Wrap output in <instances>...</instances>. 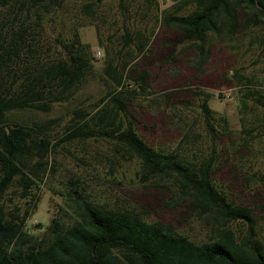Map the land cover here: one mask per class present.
<instances>
[{"label":"rangeland","instance_id":"obj_1","mask_svg":"<svg viewBox=\"0 0 264 264\" xmlns=\"http://www.w3.org/2000/svg\"><path fill=\"white\" fill-rule=\"evenodd\" d=\"M9 1L0 6V34L25 31L17 73L36 62L67 58L65 46L71 41H75L74 47H81L89 66L88 76L71 95L52 100L47 111L11 112L9 121H17L14 116L28 124L52 119L45 135L55 140L69 124L74 108L94 109L104 91L101 80H109L106 63L111 60L120 73L121 63L128 60L121 71V86L111 84V92L131 90L126 92L129 104L119 114L123 123H130L156 150L174 152L182 142L177 154L183 153L195 165L211 158L213 183L233 203L250 207L253 229L264 243V106L260 103L264 97L259 102L248 98L242 104L239 96L246 86L232 75L236 72L247 78L264 95V22L237 30L230 40L211 34L199 50L162 21L164 12L173 10L179 0H156V6L143 18L139 9L143 0H123L126 9L121 0H96L90 17L79 14L80 0H57L48 9L30 10H17L16 3ZM192 8L188 5L178 13ZM125 28L133 37L126 45L121 37ZM136 32L145 42L142 52L135 50ZM142 70L143 84L139 79ZM45 97L50 96L45 93ZM204 100L208 112L201 107ZM206 121L215 131L207 130ZM52 154V173L36 190L25 219L30 232L41 231L56 213L64 214L67 192L74 184L75 196L131 208L147 220L170 222L198 243L209 239L210 226L197 218L172 178L144 177L138 159L122 149L115 151L112 139L72 140L55 146ZM8 195L12 202L24 204L12 193ZM229 227L237 231L242 225L236 221Z\"/></svg>","mask_w":264,"mask_h":264},{"label":"trees","instance_id":"obj_2","mask_svg":"<svg viewBox=\"0 0 264 264\" xmlns=\"http://www.w3.org/2000/svg\"><path fill=\"white\" fill-rule=\"evenodd\" d=\"M13 1L17 10H30L48 9L57 0ZM80 1L79 14L93 16L96 0ZM10 2L0 0V6ZM156 4V0H143L140 17H146ZM188 5L193 7L189 12L178 13ZM173 7L164 12L163 23L176 28L181 39L194 42L199 50L211 34L230 40L237 30L264 22V0H179ZM24 32L8 31L9 37L0 34V264H264V243L253 229L252 210L233 203L213 183L211 158L195 165L183 153L177 154L182 142L174 152L156 150L137 135L130 123H123L119 114L129 104L126 92L131 90L119 88L111 92V84L121 86V71L128 60L121 63L120 73L111 60L106 63L109 80H101L104 91L94 109L74 108L69 124L55 140L45 135L52 119L28 124L14 116L17 121H9L8 114L14 111H47L52 100L71 95L88 76L89 66L81 47H74L75 41L65 46L67 58L47 64L36 62L17 73ZM135 36V50L142 52V35L136 32ZM121 37L125 45L133 39L126 28ZM144 74L145 70L139 74L141 84ZM232 75L246 86L239 96L242 104L248 98L258 102L263 99L264 95L247 78L236 72ZM260 103L264 106V101ZM201 107L208 112L205 100ZM206 124L208 131H215L212 123ZM96 137L112 139L115 151L122 149L127 156L137 158L144 177L172 178L197 218L210 226L209 239L198 243L170 222L147 220L131 208L111 207L86 200L80 194L75 196L74 184L69 186L64 214L56 213L41 231L30 232L25 219L36 190L52 173L54 164L49 163V157H54V147ZM9 193L24 200V204L12 202ZM236 221L242 225L237 231L229 227Z\"/></svg>","mask_w":264,"mask_h":264},{"label":"built area","instance_id":"obj_3","mask_svg":"<svg viewBox=\"0 0 264 264\" xmlns=\"http://www.w3.org/2000/svg\"><path fill=\"white\" fill-rule=\"evenodd\" d=\"M99 53V51H97V54Z\"/></svg>","mask_w":264,"mask_h":264}]
</instances>
